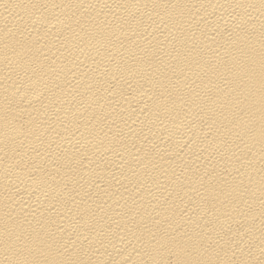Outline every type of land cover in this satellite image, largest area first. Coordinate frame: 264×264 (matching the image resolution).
<instances>
[{"label":"bare ground","instance_id":"bare-ground-1","mask_svg":"<svg viewBox=\"0 0 264 264\" xmlns=\"http://www.w3.org/2000/svg\"><path fill=\"white\" fill-rule=\"evenodd\" d=\"M0 264H264V0H0Z\"/></svg>","mask_w":264,"mask_h":264}]
</instances>
